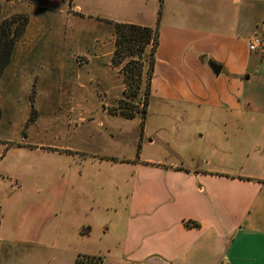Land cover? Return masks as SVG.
Segmentation results:
<instances>
[{
  "label": "crops",
  "instance_id": "obj_1",
  "mask_svg": "<svg viewBox=\"0 0 264 264\" xmlns=\"http://www.w3.org/2000/svg\"><path fill=\"white\" fill-rule=\"evenodd\" d=\"M186 1L187 29L159 28L151 80L153 85L154 75L161 74L160 94L187 102L186 159L178 164L143 157L141 143L137 159L55 145L84 166L113 160L128 167L117 171L123 175L120 216L97 220L92 199L80 201L84 216L77 222L51 220L36 233L29 222L17 233L2 232L0 249L4 245L7 256L0 253V264H74L78 256L99 257L100 264H264V55L248 50L250 39L261 37L264 0H179L176 5ZM28 27L0 74V128L14 132L16 123H29L30 109L37 115L28 127L40 124L41 112L59 106L86 112L83 88H74L65 106L69 100L58 87L62 62H49L43 44L47 26L40 22L33 39L26 38ZM164 42L178 50L163 57ZM212 64L220 67L217 74ZM45 80L51 88L39 86ZM64 118L60 126L67 127ZM2 144L47 154L40 138L27 135L0 138ZM156 144L155 138L146 142L150 148ZM84 188L95 192L91 185ZM102 188L110 185L97 187ZM185 222L198 227L187 228Z\"/></svg>",
  "mask_w": 264,
  "mask_h": 264
},
{
  "label": "rangeland",
  "instance_id": "obj_2",
  "mask_svg": "<svg viewBox=\"0 0 264 264\" xmlns=\"http://www.w3.org/2000/svg\"><path fill=\"white\" fill-rule=\"evenodd\" d=\"M178 1H170L169 4L167 0L165 6V0H162L159 28L163 24L170 31L187 29V1L183 6L176 5ZM158 9L159 0H0L1 17L16 14L27 17L29 30L26 38H34L33 31L40 22L47 26L43 44L46 45L49 62H54L55 59L58 65L62 62V81L60 80L58 87L64 89V98L69 100L65 106L74 98V88H83L82 97L86 107L84 113L74 106L65 107L64 110L59 106L58 111L48 109L40 113V124L28 127L33 121L30 119L37 115L30 109L28 124L23 126L16 123L15 132L12 128H0V138L13 134L17 137L27 135L40 138L46 147L43 150L47 152H20L9 149V144L0 146V233L8 230L17 233L22 225L29 222L31 233L41 231L42 223H50L51 220L77 222L84 216L81 205L92 199L97 207L91 214L97 220L119 218L118 184L123 175L117 171L123 170L124 166L113 160L109 163L102 162L101 165L95 161V164L84 166L85 163L67 155L71 151H57L55 145L80 149L86 153L93 151L101 155L107 154L113 158L137 159L136 144L141 143L143 157L160 160L168 158L178 164L180 159H186L184 148L187 147L190 130L187 125L191 119L187 117V102L182 97L170 98L160 94L157 81L161 74L157 77L154 75L155 83L152 85V79L148 80L147 77L144 57L137 60L140 76L137 78L136 70L131 71V86L125 82L121 69L128 59L119 66L111 65L115 48L113 21L153 28ZM178 47L173 49L164 42L163 57L173 50L177 51ZM189 52L190 49H187V55ZM49 66L52 68L53 64L50 63ZM176 70L175 68L171 73H176ZM147 83L150 92L145 117L141 119L137 115L133 119H125L117 116V105L121 101L142 107L140 97ZM39 86L51 88L52 85L51 81L45 80ZM33 88L30 95H33L35 86ZM135 92H138L139 97L130 100ZM19 114L22 117V112ZM61 116H65L68 128L60 126ZM143 127L145 135H142ZM97 132L100 134L95 135ZM150 138L156 139L155 147L146 146ZM51 151L65 155L53 154ZM100 184H109L110 188L106 191L104 188L97 189ZM85 185H91L95 192L84 188ZM2 248L1 255L7 256ZM19 250L23 249H15L16 254ZM76 261L98 264L99 257L78 256L74 264Z\"/></svg>",
  "mask_w": 264,
  "mask_h": 264
},
{
  "label": "trees",
  "instance_id": "obj_3",
  "mask_svg": "<svg viewBox=\"0 0 264 264\" xmlns=\"http://www.w3.org/2000/svg\"><path fill=\"white\" fill-rule=\"evenodd\" d=\"M162 16V0H159V9L157 10L156 24L153 28L148 26H140L136 24L117 23L114 22V51L111 57L112 67L121 65L122 73L125 77V82L131 86L130 78L131 71L136 70V76H140V65L137 60H144L147 63L148 80L153 77L155 65V52L159 46V26ZM28 19L24 15H11L6 18L1 17L0 12V74L8 66L15 44L23 35ZM261 38L264 40V20L262 22ZM148 48V51H147ZM136 60V61H135ZM129 77V78H128ZM147 86L141 94L142 107L138 108L135 105H130L124 101L117 105V116L125 119H133L140 115L141 119L145 117L148 106V97L150 89ZM138 91V90H137ZM133 98L139 97L138 92H135ZM30 120H33L32 118ZM139 150V145H138ZM187 228H197L198 225L193 222H185ZM79 260V259H78ZM75 264H90L82 261H76ZM97 264V263H96ZM100 264V259L99 263Z\"/></svg>",
  "mask_w": 264,
  "mask_h": 264
},
{
  "label": "built area",
  "instance_id": "obj_4",
  "mask_svg": "<svg viewBox=\"0 0 264 264\" xmlns=\"http://www.w3.org/2000/svg\"><path fill=\"white\" fill-rule=\"evenodd\" d=\"M248 50L250 52L259 53L264 55V40L261 37L254 35L248 44Z\"/></svg>",
  "mask_w": 264,
  "mask_h": 264
},
{
  "label": "water",
  "instance_id": "obj_5",
  "mask_svg": "<svg viewBox=\"0 0 264 264\" xmlns=\"http://www.w3.org/2000/svg\"><path fill=\"white\" fill-rule=\"evenodd\" d=\"M211 69L213 70V72L215 73V74H217L218 72H219V70H220V67H218V66H216V65H211Z\"/></svg>",
  "mask_w": 264,
  "mask_h": 264
}]
</instances>
